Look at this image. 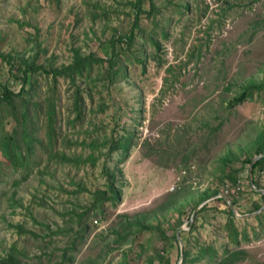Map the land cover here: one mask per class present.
<instances>
[{
  "label": "rangeland",
  "instance_id": "1",
  "mask_svg": "<svg viewBox=\"0 0 264 264\" xmlns=\"http://www.w3.org/2000/svg\"><path fill=\"white\" fill-rule=\"evenodd\" d=\"M131 2L0 0V84L17 92L23 85L12 75L10 56L18 66L34 62L47 69L71 66L76 49L104 61L75 85L66 77L30 75L24 96L35 86L36 101L45 104L42 112H32L31 131L38 137L30 141L36 150L29 168L7 163L0 151V256L16 247L21 264H122V254L135 245L129 264H163L157 256L163 249L169 264H179V245L159 233L130 230L127 241L118 243L125 218L156 214L152 223H160L169 238L182 222L184 251L194 255L212 247L221 257L225 249H243L247 257L236 264H264V219H235L239 232L253 237L239 245L224 229L223 202L211 201L209 211L189 223L198 193L206 189L232 194L241 215H250L261 200L253 192L251 165L243 162L264 133V0H152L153 7L142 0L140 32L129 48L125 41L116 44L113 54V38L124 40L133 28ZM78 92L85 99L81 117ZM244 92L249 99L234 106ZM47 99L57 114L54 151L86 158L92 150L85 141L128 137L123 163L121 150L96 167L61 163L46 146ZM4 129L22 131L12 117ZM226 156L229 168L240 171L234 189L217 180ZM106 159L111 169H122L116 185L121 202L95 207L94 192L107 188ZM260 181L264 187V175ZM182 202L191 206L180 216L173 209ZM207 260L195 264H214Z\"/></svg>",
  "mask_w": 264,
  "mask_h": 264
},
{
  "label": "trees",
  "instance_id": "2",
  "mask_svg": "<svg viewBox=\"0 0 264 264\" xmlns=\"http://www.w3.org/2000/svg\"><path fill=\"white\" fill-rule=\"evenodd\" d=\"M134 5V10L136 11L135 13V20L133 23V28L131 30L130 35L125 37L126 39L122 40L120 38H113L112 42V53L115 54L116 52V44L123 43V41L126 42L128 48L133 44L135 36L140 32V20H141V14L144 12L142 9V0H134V2H131ZM149 6L153 7V2L152 0H149ZM0 56L5 57L2 53H0ZM8 64L11 65V72L13 77H20L22 80V87L19 92L15 91L10 84H0V151L3 154V159L7 163H11L14 167H25L29 168V166L32 164L31 161V156L34 155V152L36 149H34L30 141L32 139H37L38 136H36V131H31L32 127L30 124L33 126L34 129V124H35V117L32 116V112L38 113L42 112V108L44 107V101H36L38 98V91L36 90V87H31L29 92L30 96L25 97L24 93H28L27 91V83L28 79L31 74L34 72H42L47 75L52 76L55 80H57L58 77H66L72 80L74 85L77 83L79 78H84L87 76V73L90 72V69L95 65V64H102L104 61L98 59L97 57L94 56H88L84 57L81 53L80 50L76 49L74 50V63L71 66H66L62 68H50L47 69L44 66H39L34 62H26L25 64H20L19 66L16 65L15 61V56H10L8 59ZM20 74V75H19ZM80 90V88H79ZM81 92H78L75 106L78 109V112L80 113V116H82V108H83V102L85 99L82 97ZM247 95L246 92H244L240 97H236L233 101V104H239L243 101H245L246 98L245 96ZM235 102V103H234ZM46 107H47V125H46V134H47V139L48 142L46 146L50 151H54V148L56 146V142L58 137L56 138V121H57V114H56V107L55 104L53 103V100L47 99L46 101ZM233 108V106H231ZM34 110V111H33ZM8 117L14 118L22 128L21 133L16 135V132L13 134H9V132L5 131V122ZM19 136V137H18ZM131 142L132 139L128 137H122L120 140H113L109 141V139L105 138L103 142H98V140H93L91 142L85 141L84 144L89 147L92 152L89 153V156L84 158L81 155H76V156H70L69 154L54 151L55 154L53 155L54 157H58L60 159L61 163L68 164V163H76L78 165L81 164H86L91 167H96L101 159L104 158V156H108L113 152H116L118 150L122 151V158L118 161V164L123 163V161L126 159V157L129 154L130 148H131ZM259 143V146L256 147V151L253 154H250V156H247L243 162V165H251L254 158L258 155L264 154V133L260 134V137L257 141ZM40 143H43L41 140ZM97 149H99L97 151ZM104 149H108L109 152H104ZM99 151H102L103 154H98ZM107 160L106 159V164L104 165L103 168V175L107 176L108 182L106 183V189H99L96 192H94L93 197V206H101L103 207L107 203H113V206H117L118 203L121 202V197H122V192L121 189L118 188L117 181H118V174L117 172L122 173V169L119 168L117 165L115 169H111L107 165ZM224 161L225 168L224 173L221 175L217 176V180L225 184L228 189H233L239 185L240 183V178H239V172L234 169L229 168V163L232 162V159L229 156L223 157L221 159ZM226 168L229 170L226 172ZM222 170V171H223ZM264 170V158L260 160L256 165L254 169V176H255V182L256 185L259 186L260 188H264L261 181V172ZM221 171V172H222ZM220 172V170H219ZM254 194H258L260 196L261 200L254 202V209L253 211H250L249 214L256 213L260 211L264 207V193L257 192L255 189H253ZM201 193V194H200ZM198 193V201L196 204H194L193 212L194 210L198 209L203 203L210 201L211 199L219 196L220 189L217 187L216 189H206L203 192ZM228 198L231 200L232 203L236 207H238V202L237 200L227 192ZM217 201L223 202L224 205L227 207V210L223 213L224 215L227 216V222L224 225V229L227 232L228 238L230 241L235 244L239 245L240 241L241 242H246V241H252L253 237L247 233L246 230L239 232L235 225V218L233 217L231 211L229 210L228 206L226 203L218 199ZM210 204V203H209ZM187 206H191L190 204L186 203H180L177 204L174 207V211L178 213L180 216L184 215V212L186 211L185 209ZM209 211L208 204L204 206L196 216V222L199 221V218L202 217L206 212ZM83 218V216H82ZM264 219V213L257 217L258 221H263ZM125 225L123 227V232L125 233L124 236H122L119 240V244H124L127 240V236H130V230H134L136 234H141L144 232L148 233H159L160 239L169 241V243L173 246L174 244L179 245L176 237V231H174V234L172 237H168L167 233L163 229L162 225L159 223L154 225L152 222L156 221L157 222V216L156 214L153 215L152 219H148L146 216L140 220V217L135 218V219H130L125 218ZM263 225V224H262ZM182 226V222L177 223V229ZM264 227V225H263ZM195 229V227H194ZM183 237V234H181ZM258 237V238H257ZM257 239H259V234L256 236ZM135 245H131L129 248V252L122 254V259L125 256L124 261L122 264H129L130 260V255L133 253V247ZM142 248V246H141ZM140 252L138 257L139 259H142L143 253ZM16 247H13V250L11 253L7 254L6 257H1L0 256V264H21L17 262V257L19 256L18 254L15 253ZM179 251H180V246H179ZM132 252V253H130ZM129 253V254H128ZM165 249H163L162 253L159 252L157 253V256H159L161 263L163 264H169L171 263L170 260H165ZM181 255V254H180ZM207 262H213L214 264H236L237 262L244 260L245 257H247V252L244 251L243 249H238V250H227L225 249L223 252V255L219 257L218 252L212 248V247H202L196 254H192L191 251L186 250L184 252V259L182 264H195V262L204 259H207ZM121 259V260H122ZM164 260V262H163ZM180 260V256H179ZM178 260V262H179ZM152 263V262H151ZM150 263V264H151ZM132 264V263H131ZM178 264V263H177Z\"/></svg>",
  "mask_w": 264,
  "mask_h": 264
},
{
  "label": "water",
  "instance_id": "3",
  "mask_svg": "<svg viewBox=\"0 0 264 264\" xmlns=\"http://www.w3.org/2000/svg\"><path fill=\"white\" fill-rule=\"evenodd\" d=\"M264 158V154H261V155H258V156H256L255 158H254V160H253V162H252V164H251V169H250V174H251V182H252V184H253V187L255 188V190L257 191V192H262V193H264V189H259L258 187H257V185H256V182H255V176H254V169H255V165L260 161V160H262ZM218 199H221V200H223L225 203H226V205L228 206V208H229V210L231 211V213H232V215H233V217L235 218V219H238V220H250V219H253V218H257V217H259L260 215H262L263 213H264V207L260 210V211H258V212H256V213H253V214H250V215H241V214H239V212H238V210H237V208H236V206L234 205V203H232L227 197H225L224 196V194H219V196H217V197H215V198H213V199H211L210 201H208V202H205V203H203L194 213H193V215H192V218L190 219V221H189V223H191V225L193 224V222H194V220H195V218H196V216H197V213L204 207V206H206L208 203H210L211 201H214V200H218ZM188 223V224H189ZM186 231V229L185 228H183V227H181V228H179L177 231H176V237H177V241H178V244H179V246H180V261H179V264H182V262H183V259H184V245H183V241H182V238H181V234L183 233V232H185Z\"/></svg>",
  "mask_w": 264,
  "mask_h": 264
},
{
  "label": "built area",
  "instance_id": "4",
  "mask_svg": "<svg viewBox=\"0 0 264 264\" xmlns=\"http://www.w3.org/2000/svg\"><path fill=\"white\" fill-rule=\"evenodd\" d=\"M261 175H264V170L261 172Z\"/></svg>",
  "mask_w": 264,
  "mask_h": 264
},
{
  "label": "crops",
  "instance_id": "5",
  "mask_svg": "<svg viewBox=\"0 0 264 264\" xmlns=\"http://www.w3.org/2000/svg\"><path fill=\"white\" fill-rule=\"evenodd\" d=\"M250 178H251V176H250Z\"/></svg>",
  "mask_w": 264,
  "mask_h": 264
}]
</instances>
